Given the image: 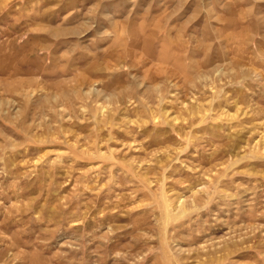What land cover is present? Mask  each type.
I'll use <instances>...</instances> for the list:
<instances>
[{
	"label": "rangeland",
	"instance_id": "obj_1",
	"mask_svg": "<svg viewBox=\"0 0 264 264\" xmlns=\"http://www.w3.org/2000/svg\"><path fill=\"white\" fill-rule=\"evenodd\" d=\"M0 264H264V0H0Z\"/></svg>",
	"mask_w": 264,
	"mask_h": 264
}]
</instances>
